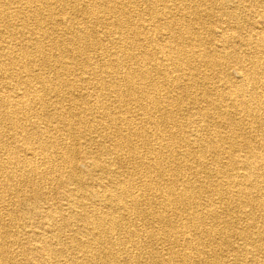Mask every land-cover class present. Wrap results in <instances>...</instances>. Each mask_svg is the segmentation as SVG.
Returning a JSON list of instances; mask_svg holds the SVG:
<instances>
[{
  "label": "bare ground",
  "instance_id": "bare-ground-1",
  "mask_svg": "<svg viewBox=\"0 0 264 264\" xmlns=\"http://www.w3.org/2000/svg\"><path fill=\"white\" fill-rule=\"evenodd\" d=\"M248 8L262 21L243 16ZM252 131L264 141V0H0L5 264H20L7 249L18 212L42 202L52 208L35 264H244L264 254V143ZM51 188L65 197L60 216Z\"/></svg>",
  "mask_w": 264,
  "mask_h": 264
},
{
  "label": "rangeland",
  "instance_id": "rangeland-1",
  "mask_svg": "<svg viewBox=\"0 0 264 264\" xmlns=\"http://www.w3.org/2000/svg\"><path fill=\"white\" fill-rule=\"evenodd\" d=\"M139 8L141 10H145V4L143 2H141L139 4ZM69 13L72 16H77L79 20H82V16L79 17L80 15L74 14L72 12H69ZM254 13H255V11H253V10L248 8V9L244 10L243 16H246L248 18L253 17L254 19L259 20V22H261L262 18H260V17L257 18L256 16H254ZM208 20H209V23H211V24H215L216 25L218 23V21H217V19L215 17H212V18H210ZM220 25L221 24H218L216 26V28H215V34H216L215 43L219 41L218 31L220 30V28H219ZM233 28H234L233 24H230V27L226 28L227 29V33L234 32L235 29H233ZM242 30L243 31L248 30V31L251 32L252 28L250 26H243ZM248 31H246V32H248ZM99 34H100L101 38L103 39L104 44L109 47L110 46L109 39L104 37V35L100 31H99ZM215 43L213 44V46H215ZM94 60L95 61H99L97 56L94 58ZM228 72L231 73L230 74V76H231L230 80L233 81L234 77H233V71L231 70V68L228 69ZM66 106L70 107V103H67ZM190 115H192L194 117L193 111H190V112L188 111L187 115L185 116V119L187 120L188 116H190ZM223 130L226 131L225 128H223ZM220 131L223 132L222 130H220ZM251 133H252V136L255 138V142H260L259 144L264 143V141L261 140V137L258 136L256 132L252 131ZM80 145L84 147V146H87V143H85L84 140L82 139L80 141ZM239 145H240V147H239L240 151H238L237 154L240 155V156H245L247 154L245 146H244L245 142L240 139ZM89 147H91L93 150H97L96 143H95V145H94V143L89 145ZM80 163H81L82 168L84 167L83 170L85 172H90L91 171V166H89L90 164H89L88 158H85V159L81 160ZM116 167L117 166H113V169H115ZM124 170H125V167L120 169V171H124ZM66 172H67V169L63 170V176H66ZM95 174L98 175L99 172L95 171ZM92 177L93 176L91 174L86 175V178H92ZM91 181L93 182L92 183V189L95 192L96 191L98 192L100 190V188H99V186L96 183L99 182L100 179L94 181V177H93V179ZM70 188H74V186H71ZM49 192L51 194L49 199L52 197L51 199L52 200L54 199L53 201L56 200L55 201V203H56L55 207H56V211H57L58 216H60L59 213H58L59 211L63 212V214L66 213L67 206L64 204L65 203V197L61 196L62 195V191L61 190H57V189L55 190V188H51V190H49ZM27 194H28L27 197H28V199H31V202L36 200V197L34 196V192L29 191ZM45 199H46V197H45ZM98 203L99 202L97 201V203H96L97 207H99L97 205ZM49 205L50 204H48L47 202L39 203L38 211L35 214L24 215L23 213L18 212V217L16 218V221L13 223L14 227L12 229L10 228L11 232L8 235V239L10 240V242L8 243V247H7L8 256L12 260L18 261L20 264H35V261H36L35 259L37 257L36 254H35V246L39 244L40 238L43 236V231H45V229L47 227L48 221L44 218V215L49 210V208H52V207H49ZM14 207H15L14 204L10 205V209L11 210L14 209ZM239 219H240V221H238L237 224H236L237 227H239V228L241 227L242 229H247V227L249 225L248 220H246V219H244L242 217H239ZM3 222H5V223H3ZM29 222H33L34 224L33 225H28ZM2 224L3 225L7 224V225L10 226V223L8 222V220L2 221ZM258 225L264 226V221L260 220L258 222ZM72 227L74 228V226H72ZM212 236H214V235H212ZM226 236L232 242L231 247H233V248H238L239 246L242 247V240L239 239V235L238 234H236L235 232L230 233V232L227 231L226 232ZM254 236H255V238L258 237L257 234H255ZM0 237H2V228H1V226H0ZM65 237H66V235H65ZM260 238H261V235L259 236L257 241H260ZM14 240H16L17 242L14 243L13 242ZM153 242L154 241H148L145 244L150 245V246H154L159 252H161V249L163 247L166 249L167 247L170 246L169 242H165L164 245H160V244L156 245ZM253 242L254 241H252V244L258 246V244H256V242L255 243H253ZM220 243H222V242H220ZM217 245H218V248H217L218 254L224 255L227 252H229L228 248L223 246V244H219L218 243ZM32 253H33V255H32ZM218 256H220V255H218ZM227 256H229V254L225 255V259H227L229 261H232L231 257H227ZM4 258L5 257H3V254L0 253V262L2 264H5ZM253 259L256 260L255 263H264V254L262 252L254 253V255L250 256V258H247V260H245L244 264H247V263L248 264H254V263L251 262V260H253ZM62 261H64V260H62ZM60 262H61V260H60ZM50 264H53V263H50ZM54 264H55V262H54ZM61 264H62V262H61Z\"/></svg>",
  "mask_w": 264,
  "mask_h": 264
}]
</instances>
